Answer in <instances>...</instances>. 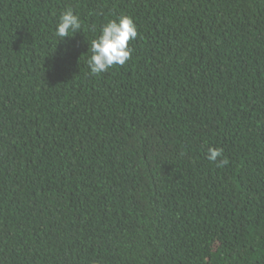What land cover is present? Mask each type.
I'll return each instance as SVG.
<instances>
[{"label":"trees","instance_id":"trees-1","mask_svg":"<svg viewBox=\"0 0 264 264\" xmlns=\"http://www.w3.org/2000/svg\"><path fill=\"white\" fill-rule=\"evenodd\" d=\"M0 264H264V0H0Z\"/></svg>","mask_w":264,"mask_h":264}]
</instances>
